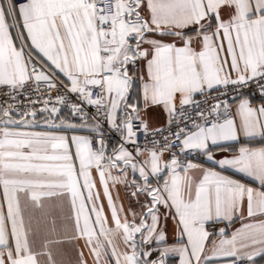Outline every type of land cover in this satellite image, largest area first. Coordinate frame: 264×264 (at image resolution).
Here are the masks:
<instances>
[{"label":"snow or ice","instance_id":"1","mask_svg":"<svg viewBox=\"0 0 264 264\" xmlns=\"http://www.w3.org/2000/svg\"><path fill=\"white\" fill-rule=\"evenodd\" d=\"M0 91V264L264 258V0H0Z\"/></svg>","mask_w":264,"mask_h":264},{"label":"crops","instance_id":"2","mask_svg":"<svg viewBox=\"0 0 264 264\" xmlns=\"http://www.w3.org/2000/svg\"><path fill=\"white\" fill-rule=\"evenodd\" d=\"M255 103H260V100L255 99ZM64 114H67V111H64ZM146 119L149 120L151 127H159L163 126L166 123V115L163 113L161 109L154 108L149 110V112L145 116ZM41 130V129H36ZM77 134H86V132L82 129H77ZM239 144H234L235 148H239ZM214 154L219 158L224 155L230 154L229 152H220L214 150ZM205 167L211 166V162L205 161L204 162ZM198 175V173H197ZM239 178V177H237ZM111 188V185H110ZM97 190L101 192V203L104 205L105 214L109 217L110 222V209L107 207V201L105 198H103L102 195V186L99 185V181L97 178ZM112 196L114 201L117 204V207H119L121 204L123 205L125 211L127 212L130 208L135 209L136 211H139V205L136 203L135 198H130L128 191H126L125 186L123 184L117 185L115 188H111ZM143 199V198H141ZM163 212L164 209H161ZM131 218L129 213V219ZM163 223V221H162ZM241 222L238 220L236 223L228 229L229 234L236 228L240 227ZM223 225H221L222 227ZM167 236H168V242L171 243L175 241L176 239V230L174 222L169 219L167 221ZM80 250L84 251V255L88 260V264H93L92 258L88 255V251L86 248H84V242L82 240L80 241H73L70 243H65L60 250V253L57 257L58 260H61L64 262V264H77V254ZM257 264H264V258L257 257ZM168 264H179V260L177 257H170Z\"/></svg>","mask_w":264,"mask_h":264},{"label":"built area","instance_id":"3","mask_svg":"<svg viewBox=\"0 0 264 264\" xmlns=\"http://www.w3.org/2000/svg\"><path fill=\"white\" fill-rule=\"evenodd\" d=\"M53 95H55V93H53ZM217 95V93L215 92V91H213L212 92V94H211V96H209V98L207 99V104H212V103H214L215 101L212 99V97H214V96H216ZM198 101H200L201 102V106L203 107L204 106V104H205V99H204V97H202V96H200V95H197L196 97H195ZM6 99V97L3 95V93H2V91H0V102H3L4 100ZM20 99L21 100H23L24 98L23 97H20ZM257 100H259V98H256ZM40 107V105H37V108H39ZM64 111H67V109H64ZM89 112L90 113H93V112H95V109L94 108H91V109H89ZM138 123V122H137ZM163 126H165V125H163ZM159 127H162V126H159ZM151 128H156V127H151L150 126V129ZM173 130H175V129H173ZM165 135H167V132H165ZM138 136H139V142H140V145H141V147H143L144 145H145V138H144V135H143V133H138ZM160 137L159 136H157V139H159ZM152 139V136L151 135H149L148 136V140L150 141ZM118 140H119V135L118 134H116V133H109V144L110 145H116L117 144V142H118ZM130 147V150H131V146H129ZM179 147V145L178 144H174L173 145V148L175 149V148H178ZM165 158L167 159V158H169L168 157V155L167 154H165ZM206 161V158H204V157H198V158H196V160L194 161V162H205ZM221 226V225H220Z\"/></svg>","mask_w":264,"mask_h":264}]
</instances>
